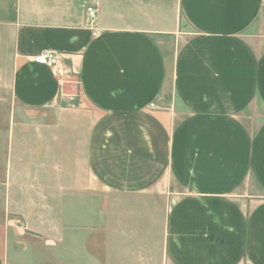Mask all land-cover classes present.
Returning a JSON list of instances; mask_svg holds the SVG:
<instances>
[{
    "label": "crops",
    "instance_id": "1",
    "mask_svg": "<svg viewBox=\"0 0 264 264\" xmlns=\"http://www.w3.org/2000/svg\"><path fill=\"white\" fill-rule=\"evenodd\" d=\"M83 1L0 0V264H264V0Z\"/></svg>",
    "mask_w": 264,
    "mask_h": 264
},
{
    "label": "rangeland",
    "instance_id": "2",
    "mask_svg": "<svg viewBox=\"0 0 264 264\" xmlns=\"http://www.w3.org/2000/svg\"><path fill=\"white\" fill-rule=\"evenodd\" d=\"M90 4H96L94 3L93 0H84L83 3L81 4V6L79 7V10H81L85 17L87 18V7L90 5ZM71 81L69 82V85L68 87H66L65 89L66 90H69V93H72L73 94V103L74 104H69V103H66L67 105H75L78 107V99H79V83H78V77L77 76H72L71 77ZM59 105H61V102H59ZM57 105V106H59ZM10 108V103L8 101H4V102H0V121L1 122H8L9 121V117H8V109ZM64 114H67L66 115V119L70 122V123H76L77 121V116H76V112L73 111V112H70L69 113H64ZM61 114H60V108L58 109H55V108H50V109H46V110H43L42 112L40 113H29V112H25L24 114L22 113V119L25 120V121H30V120H34V117H36L35 119L37 120H41V121H59L61 120V117H59ZM30 119V120H29ZM82 120L84 121V124L80 127V128H74L72 129V132L69 130V132L73 133L72 134V142H74L75 144L77 142H80L83 137L86 136V133H87V130H88V122H89V118L84 115L82 118L79 117L78 120ZM77 126V125H75ZM6 131V130H5ZM0 213H2V209L0 208Z\"/></svg>",
    "mask_w": 264,
    "mask_h": 264
},
{
    "label": "built area",
    "instance_id": "3",
    "mask_svg": "<svg viewBox=\"0 0 264 264\" xmlns=\"http://www.w3.org/2000/svg\"><path fill=\"white\" fill-rule=\"evenodd\" d=\"M87 16L91 22L95 21L99 14V7L97 4H90L87 7ZM35 62L51 66L57 73H61L59 69L63 60V53L53 48H45L34 57Z\"/></svg>",
    "mask_w": 264,
    "mask_h": 264
}]
</instances>
